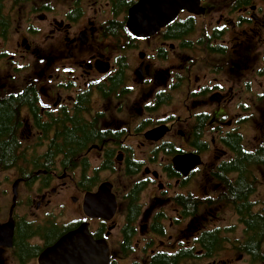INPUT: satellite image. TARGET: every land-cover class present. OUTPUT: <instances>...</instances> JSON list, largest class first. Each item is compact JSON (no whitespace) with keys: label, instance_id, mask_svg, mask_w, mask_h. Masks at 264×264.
I'll use <instances>...</instances> for the list:
<instances>
[{"label":"flooded vegetation","instance_id":"obj_1","mask_svg":"<svg viewBox=\"0 0 264 264\" xmlns=\"http://www.w3.org/2000/svg\"><path fill=\"white\" fill-rule=\"evenodd\" d=\"M140 2L0 0V264H264V0Z\"/></svg>","mask_w":264,"mask_h":264},{"label":"water","instance_id":"obj_2","mask_svg":"<svg viewBox=\"0 0 264 264\" xmlns=\"http://www.w3.org/2000/svg\"><path fill=\"white\" fill-rule=\"evenodd\" d=\"M197 0H141L139 6H137L130 15V27L131 29L136 30L138 33L144 34L143 29H137L138 27L146 26L150 32H153L155 29H157L159 26L163 25L166 22H170L173 20L178 13L179 10L183 8H190L194 2ZM163 3V6L158 7L157 4ZM151 5V14L146 15V13H143L142 11L139 14V10L141 8H144L145 5ZM140 19V24L138 23V20ZM142 20V21H141ZM15 186V185H14ZM13 201H15V191ZM115 209V202L113 200V197L111 194H108L104 192V190H100L97 194H91L87 195L84 198V212L87 214V216L91 217H99L103 218L107 214H112ZM90 210H92L91 214L89 213ZM13 227V220L12 217H9V220L7 223L3 226L1 230V234H7L11 235ZM72 236V235H71ZM83 239V238H82ZM86 239L89 240V237L87 236ZM77 254H76V260L77 264H93L92 257L85 255V253H88V251L91 250V248H86L84 250L82 246L77 245ZM57 247H52L48 249L43 255L42 259H40V264H43L42 261L46 259H50V261L54 260V253L57 251ZM53 264V262L49 263Z\"/></svg>","mask_w":264,"mask_h":264},{"label":"trees","instance_id":"obj_3","mask_svg":"<svg viewBox=\"0 0 264 264\" xmlns=\"http://www.w3.org/2000/svg\"><path fill=\"white\" fill-rule=\"evenodd\" d=\"M8 107H6L7 109H5L6 111L3 113L4 116H8V112L10 113V105L7 104ZM1 123H3L1 121ZM5 128L0 127V131H4ZM11 146L13 147V144L11 145L10 143H4V144H0V167L1 166H8V165H12L14 163V158L12 157L11 154H9L10 148Z\"/></svg>","mask_w":264,"mask_h":264},{"label":"rangeland","instance_id":"obj_4","mask_svg":"<svg viewBox=\"0 0 264 264\" xmlns=\"http://www.w3.org/2000/svg\"><path fill=\"white\" fill-rule=\"evenodd\" d=\"M11 174L10 173H4V174H2V175H0V180L2 181V182H5V177L6 176H10ZM9 178V177H8ZM5 185V184H4ZM3 185V186H4ZM23 192V191H22Z\"/></svg>","mask_w":264,"mask_h":264},{"label":"snow or ice","instance_id":"obj_5","mask_svg":"<svg viewBox=\"0 0 264 264\" xmlns=\"http://www.w3.org/2000/svg\"><path fill=\"white\" fill-rule=\"evenodd\" d=\"M65 71H67V69Z\"/></svg>","mask_w":264,"mask_h":264}]
</instances>
